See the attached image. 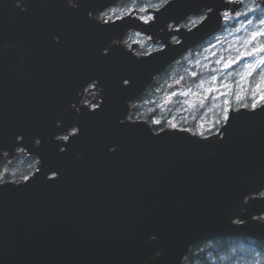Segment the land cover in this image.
I'll return each instance as SVG.
<instances>
[{
    "label": "water",
    "instance_id": "1",
    "mask_svg": "<svg viewBox=\"0 0 264 264\" xmlns=\"http://www.w3.org/2000/svg\"><path fill=\"white\" fill-rule=\"evenodd\" d=\"M116 1L77 0L72 8L68 0H23L21 11L22 0H0V148L13 152L22 134L21 147L43 160L34 178L0 186V264H179L201 240H264V222L256 218L264 214V102L254 111L230 108L234 118L218 129L223 138L155 130L144 118L120 123L126 101L217 32L222 11L238 3L168 0L150 21L132 13L104 25L89 19V10ZM203 8L192 27H169ZM131 28L162 47L138 55L121 41ZM92 79L104 101L90 111L77 92ZM73 124L78 136L58 137ZM51 170L58 179H47ZM237 216L246 224L233 225Z\"/></svg>",
    "mask_w": 264,
    "mask_h": 264
},
{
    "label": "rangeland",
    "instance_id": "2",
    "mask_svg": "<svg viewBox=\"0 0 264 264\" xmlns=\"http://www.w3.org/2000/svg\"><path fill=\"white\" fill-rule=\"evenodd\" d=\"M163 1L142 0L137 4L119 2L103 9L101 19H112L132 12L141 19L149 21L153 18V10ZM232 2L238 5L223 11V25L216 33L183 53L162 74L155 77V88L151 87L154 84L152 83L149 86L151 88L148 87V93L131 102L141 112L152 114V119H147L151 124L158 120L164 122L162 128H172L175 124L176 127L186 129L189 128L180 124H193L196 129H201L194 133L200 134V131L215 126L216 121L220 122L226 107L228 111L230 108L249 107L248 98L257 104L264 102L260 98L261 92H264V82L261 81V76L264 75V63H260L264 61V49H261V45H264V35L254 37L256 32L264 33V24L261 23L264 21V0H232ZM206 10L207 8H203L200 12L187 16L177 26L188 28L195 25L205 16ZM149 17L151 19H148ZM176 38L172 37L173 40ZM121 40L139 55L162 46L157 38L135 28L126 31ZM254 48L260 50L254 52ZM244 52L252 54L241 55ZM225 64L228 67H225ZM248 65H256L250 75L246 74ZM186 74L195 78L194 81L188 85H177L175 81ZM213 77L216 79L213 80ZM88 89L93 90L91 86H88ZM225 101L229 103L226 104ZM82 102L89 107L95 103L87 95H83ZM217 129L214 133L218 132ZM72 132L73 128H70L61 135V138ZM22 153L26 154V159L21 158ZM4 158L14 160L13 168L30 167L28 175H31L38 165L37 156L27 153L23 147H18L15 153L6 152ZM28 175L17 178H7L4 175L0 177L16 181ZM256 218L264 219V214Z\"/></svg>",
    "mask_w": 264,
    "mask_h": 264
},
{
    "label": "trees",
    "instance_id": "3",
    "mask_svg": "<svg viewBox=\"0 0 264 264\" xmlns=\"http://www.w3.org/2000/svg\"><path fill=\"white\" fill-rule=\"evenodd\" d=\"M163 73V72H162ZM160 73V74H162ZM195 78L190 75L180 76L175 83L177 85H188ZM154 83V81L152 82ZM150 83L142 94L148 93L149 88H155V84ZM152 84V85H151ZM151 85V87H149ZM149 87V88H148ZM141 98V97H139ZM251 99L248 98L247 105L251 107ZM137 113L140 117L151 120V113L141 112L138 107H135L130 112L131 118H137ZM215 122V126L208 130L200 131L207 135L214 132L222 123ZM153 128L160 129L164 122L153 123ZM183 127L189 128L192 132H198L201 129H196L193 124H180ZM21 158L26 159V154L22 153ZM14 160L4 158L0 160V176L4 175L7 178H17L21 175H28L30 167L26 166L21 169L13 168ZM183 264H264V240L255 239L249 236H228L214 237L210 240H202L194 243L188 254L183 259Z\"/></svg>",
    "mask_w": 264,
    "mask_h": 264
},
{
    "label": "clouds",
    "instance_id": "4",
    "mask_svg": "<svg viewBox=\"0 0 264 264\" xmlns=\"http://www.w3.org/2000/svg\"><path fill=\"white\" fill-rule=\"evenodd\" d=\"M168 0H164V3H167ZM17 4V2H16ZM68 4L72 7V8H77L78 7V3H77V0H68ZM163 5H161L162 7ZM21 8V11H24L26 10V5L23 3V0H22V5L20 6ZM101 13H102V10H97L95 12L89 10L88 12V17L89 19L91 20H94L98 23H100L101 25H104V24H107L108 22L106 20H104L103 22H101ZM55 40H57V37H54ZM111 44L113 45H116L115 44V39H113L111 41ZM108 49V48H107ZM103 54H107V51H106V48L103 49ZM128 83H130V81L128 82H125L124 85H128ZM88 86H91L92 87V91H89L88 89ZM103 91V87L101 85H99V80L98 79H92L90 82H88L84 87H83V91L80 92L78 91L77 92V95L81 98L82 94L83 95H87L89 97L90 100L94 101L95 103H93V106L91 109H89L90 111L92 110H95L96 108H100L101 105L103 104V101H104V97L103 95L101 94ZM135 97L131 98V99H128L126 101L127 103V106H128V111H127V114L123 117H121L120 119V123L123 124L125 121H129V122H134V120L131 118L130 116V112L135 109L136 105L135 104H132L131 102L134 100ZM76 103L73 102L72 103V107L76 108V111L77 113H79L81 111V107H76L75 106ZM253 111L255 110L254 108H252ZM223 115H224V112H223ZM222 115V116H223ZM137 118H139V114L137 113ZM226 121V120H225ZM159 123V121L157 120L156 123ZM135 123V122H134ZM57 124V127H62V122L60 120H57L56 122ZM75 127H78L80 128L79 124H75ZM173 128V127H172ZM150 129V128H149ZM174 129V128H173ZM151 133L153 135H158V134H155L153 133V131L150 129ZM64 132V131H62ZM58 135V134H57ZM56 135V136H57ZM21 136H23L22 134L21 135H17L16 136V141H17V144L14 146V148L12 149V151L15 153L16 149L18 148L17 146L19 145L20 147L23 146V144H21ZM55 136V137H56ZM54 137V139L56 141H60L58 139H56ZM195 138H199L200 140H205V139H208L209 137L208 136H205L203 133H200L198 136H194ZM40 141H41V138L39 136L35 137V145L39 146L40 145ZM65 146L64 145H61L60 148L63 149ZM116 146L115 145H112L110 148H109V151H112L113 149H115ZM3 152H9V149L8 148H0V153H3ZM35 153V152H34ZM39 157H40V160L37 161V163L39 164V167L35 170V172L37 171H40L41 170V156L36 153ZM26 180L22 179V180H16V181H5V179L3 177H0V186H3V185H6V184H14V185H22ZM246 196V195H245ZM262 222H264V219H262ZM151 239H156V236L155 234L152 235ZM159 255V253L157 254ZM179 264H182V257L180 258L179 260Z\"/></svg>",
    "mask_w": 264,
    "mask_h": 264
},
{
    "label": "snow or ice",
    "instance_id": "5",
    "mask_svg": "<svg viewBox=\"0 0 264 264\" xmlns=\"http://www.w3.org/2000/svg\"><path fill=\"white\" fill-rule=\"evenodd\" d=\"M141 11H143V9H141ZM148 19H151V17H149ZM261 23L262 24H264V21H261ZM259 35H264V33H261V32H256V33H254V37L255 36H259ZM57 41L59 40V37L57 36ZM261 49H264V45H261ZM260 49H256V48H254L253 49V51L255 52V51H259ZM108 51H109V49H108ZM108 51H107V53H108ZM252 53H250V52H244V53H241V55H251ZM218 63H219V61H218ZM260 63H264V61H261ZM225 67H228V65L227 64H225ZM256 67V65H248L247 66V69H248V71H247V73L246 74H248V75H250L251 74V70L252 69H254ZM193 75H195V73H193ZM243 78V77H242ZM216 78L215 77H213V80H215ZM129 81V79H124L123 81H122V83L124 84L125 82H128ZM261 81L262 82H264V75H262L261 76ZM129 84V83H128ZM201 86H203L202 84H201ZM257 89L259 90L260 89V85L258 84L257 85ZM209 91H211V89H209ZM238 99L240 98V97H237ZM261 100H264V92H261ZM225 103L226 104H228L229 102L228 101H225ZM251 107L252 108H256L257 107V103L256 102H253L252 104H251ZM97 109H99V108H96L95 110H97ZM260 110H264V108H261ZM239 113H237L236 115H238ZM234 118V116H232V115H230L229 114V111H228V108L226 107L225 109H224V115L222 116V119L223 120H226L228 123H227V125L230 123V121L232 120ZM158 123V122H157ZM172 127L173 128H175L176 127V125L175 124H173L172 125ZM226 127V126H225ZM224 127V128H225ZM69 128H73V132L72 133H70L69 135H70V137H74V136H78L79 135V133H80V131H81V129L80 128H78V127H75V124H73L71 127H68V128H66L65 130H64V132H68V129ZM223 128V129H224ZM217 134H219V138H223L224 137V135H225V133L223 132V131H220V132H218ZM217 134L216 135H213L212 137H216L217 136ZM21 142L23 141V136H21ZM70 139H69V136H65L64 138H63V141H69ZM205 140H207V139H205ZM21 144H23V143H21ZM40 144H41V141H40ZM24 146V145H23ZM17 147H20L19 145L17 146ZM25 147V146H24ZM26 148V147H25ZM65 147L63 148V149H61V148H59V151L60 152H64L65 151ZM112 151H115V149H113ZM8 153H10V152H8ZM43 166V160H42V158H41V167ZM40 171H37V172H35V174L34 175H32L31 177H29V176H24L23 177V179L24 180H26V181H29L30 180V178H34L35 177V175L37 174V173H39ZM49 173H51V175H49ZM59 178V172L57 171V170H51V171H49L48 173H47V179L48 180H53V179H58ZM245 197V196H244ZM253 199H255V198H253ZM243 200H244V198H243ZM250 200V199H249ZM249 200L247 201V202H245L244 201V203H248L249 202ZM238 218H239V220L238 221H234L233 219H232V221H231V223L233 224V225H236V224H246V219H241L239 216H237ZM253 219V218H252Z\"/></svg>",
    "mask_w": 264,
    "mask_h": 264
},
{
    "label": "flooded vegetation",
    "instance_id": "6",
    "mask_svg": "<svg viewBox=\"0 0 264 264\" xmlns=\"http://www.w3.org/2000/svg\"><path fill=\"white\" fill-rule=\"evenodd\" d=\"M140 1H142V0H117V2L114 3L113 5H115V4L119 3V2H123V3L125 2L124 4H128V3H130V2H133L134 4H137V2H140ZM162 4H164V1H163ZM162 4H161V5H162ZM110 6H112V5H110ZM110 6H109V7H110ZM131 13H132V12H131ZM124 15H125V14H124ZM176 40H178V38H176L175 41H176Z\"/></svg>",
    "mask_w": 264,
    "mask_h": 264
}]
</instances>
